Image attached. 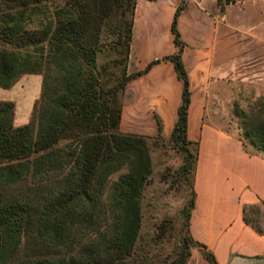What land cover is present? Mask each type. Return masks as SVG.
Here are the masks:
<instances>
[{"label":"trees","instance_id":"trees-1","mask_svg":"<svg viewBox=\"0 0 264 264\" xmlns=\"http://www.w3.org/2000/svg\"><path fill=\"white\" fill-rule=\"evenodd\" d=\"M233 1L217 0L219 11ZM134 5L135 0H0V88L22 75L40 76L28 123L14 126L13 103L0 101V186L61 174L54 194L41 203L0 200V264H129L140 227L139 196L151 174L146 137L118 130L119 95L150 67L126 71ZM181 8L182 3L170 23L177 51L163 59L181 82L169 140L183 154L180 171L190 173L189 220L197 144L186 136L190 92L175 26ZM108 35L112 46H121L124 61L111 83L97 62ZM239 117L241 141L264 156V118ZM153 118L158 137L161 122ZM256 205L264 207L244 206L242 220L261 234L262 211L252 218L248 213ZM186 241L178 264H185L190 246L216 264L189 233Z\"/></svg>","mask_w":264,"mask_h":264},{"label":"crops","instance_id":"crops-1","mask_svg":"<svg viewBox=\"0 0 264 264\" xmlns=\"http://www.w3.org/2000/svg\"><path fill=\"white\" fill-rule=\"evenodd\" d=\"M176 31L183 43L190 100L186 136L197 144L188 220L190 237L210 251L216 264H264V232L242 220V208L264 203V156L233 134L202 121V97L211 81H247L264 87V0H135L126 60L127 73L144 70L124 87L119 132L168 137L180 103L170 23L176 7ZM14 126H18L15 125ZM264 226V207L262 208ZM185 264H208L199 248Z\"/></svg>","mask_w":264,"mask_h":264},{"label":"rangeland","instance_id":"rangeland-1","mask_svg":"<svg viewBox=\"0 0 264 264\" xmlns=\"http://www.w3.org/2000/svg\"><path fill=\"white\" fill-rule=\"evenodd\" d=\"M97 55L98 65L104 66L103 80L111 83L123 67L121 46H112L113 36L103 37ZM40 91L39 75H22L7 89L0 88V101L13 103V125L29 122L33 102ZM129 99L122 92L120 105ZM202 121L233 134L240 140V113L264 118V87L247 81H211L201 98ZM154 119V118H153ZM155 121V120H154ZM119 130V129H118ZM151 162L149 181L139 196L140 227L129 264H178L188 238L187 204L191 198L190 173L180 171L183 154L168 137L145 136ZM246 143V142H245ZM247 144V143H246ZM192 152V146H189ZM189 159H187V164ZM119 173L109 177L114 180ZM61 174L53 173L41 179H27L12 186H0V200L14 199L37 204L51 197ZM262 208L248 209L250 217L259 216ZM259 222V221H258ZM194 248L190 246L188 250Z\"/></svg>","mask_w":264,"mask_h":264}]
</instances>
